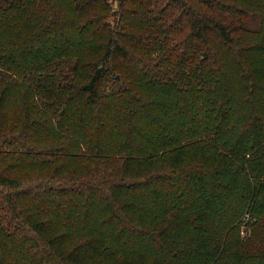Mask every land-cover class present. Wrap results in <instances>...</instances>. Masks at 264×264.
<instances>
[{
	"label": "trees",
	"instance_id": "trees-1",
	"mask_svg": "<svg viewBox=\"0 0 264 264\" xmlns=\"http://www.w3.org/2000/svg\"><path fill=\"white\" fill-rule=\"evenodd\" d=\"M113 1L0 0V264H264V0Z\"/></svg>",
	"mask_w": 264,
	"mask_h": 264
},
{
	"label": "rangeland",
	"instance_id": "rangeland-1",
	"mask_svg": "<svg viewBox=\"0 0 264 264\" xmlns=\"http://www.w3.org/2000/svg\"><path fill=\"white\" fill-rule=\"evenodd\" d=\"M189 2L193 1V0H188ZM194 4V1H193ZM110 5L113 6L114 9H116L117 7V3L114 2L113 0H110ZM247 219L248 216H246V218L244 219L245 221L242 222V227H241V232H240V237L242 240L246 239L250 234V229L248 228L247 225Z\"/></svg>",
	"mask_w": 264,
	"mask_h": 264
},
{
	"label": "water",
	"instance_id": "water-1",
	"mask_svg": "<svg viewBox=\"0 0 264 264\" xmlns=\"http://www.w3.org/2000/svg\"><path fill=\"white\" fill-rule=\"evenodd\" d=\"M120 1V0H119Z\"/></svg>",
	"mask_w": 264,
	"mask_h": 264
}]
</instances>
